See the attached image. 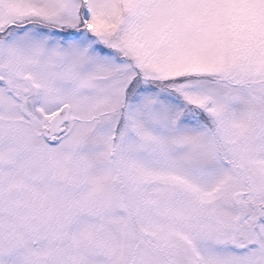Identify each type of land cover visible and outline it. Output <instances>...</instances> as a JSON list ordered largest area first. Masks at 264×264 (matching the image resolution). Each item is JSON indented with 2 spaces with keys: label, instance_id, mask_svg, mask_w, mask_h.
I'll return each instance as SVG.
<instances>
[{
  "label": "snow or ice",
  "instance_id": "obj_1",
  "mask_svg": "<svg viewBox=\"0 0 264 264\" xmlns=\"http://www.w3.org/2000/svg\"><path fill=\"white\" fill-rule=\"evenodd\" d=\"M0 264H264V0H0Z\"/></svg>",
  "mask_w": 264,
  "mask_h": 264
}]
</instances>
